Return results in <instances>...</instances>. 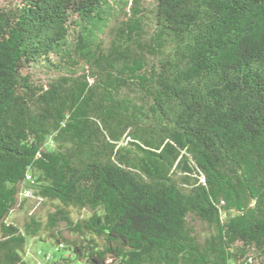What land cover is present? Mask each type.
Instances as JSON below:
<instances>
[{"label":"trees","instance_id":"16d2710c","mask_svg":"<svg viewBox=\"0 0 264 264\" xmlns=\"http://www.w3.org/2000/svg\"><path fill=\"white\" fill-rule=\"evenodd\" d=\"M41 235L49 264H264V0L0 3V264Z\"/></svg>","mask_w":264,"mask_h":264},{"label":"rangeland","instance_id":"374dc122","mask_svg":"<svg viewBox=\"0 0 264 264\" xmlns=\"http://www.w3.org/2000/svg\"><path fill=\"white\" fill-rule=\"evenodd\" d=\"M153 0H143L144 5L148 6L150 3H152ZM7 0H0V3H6ZM35 77L41 81L42 83H45L49 77L52 75L51 73H48L45 69L37 68L34 70ZM39 201H36L34 198L30 199L27 198L26 204L24 206L23 210H20L19 208H15L14 211L11 214V219H14V221L20 226L23 223L24 218H26V213H32L33 210L37 209L38 215L41 217H44V213L49 210V207H43L40 208ZM72 216L74 219L85 217L87 216L86 212H82L80 215L77 212H73ZM195 227L198 230H202V225H200L199 222L194 223ZM40 239V240H39ZM39 239H31L29 238L28 241V247L26 250V260L30 264H49L50 260L44 258L43 253H47L48 250H50L54 245L55 242L52 240L47 239L45 236L41 235ZM43 240V241H41ZM43 252V253H41ZM40 261V262H39Z\"/></svg>","mask_w":264,"mask_h":264},{"label":"built area","instance_id":"2783aa9c","mask_svg":"<svg viewBox=\"0 0 264 264\" xmlns=\"http://www.w3.org/2000/svg\"><path fill=\"white\" fill-rule=\"evenodd\" d=\"M27 179L30 180V177L28 176ZM24 196H25V197H29V196H31V192H30L29 190H25V191H24ZM45 259H48V256H46ZM39 264H40V263H39Z\"/></svg>","mask_w":264,"mask_h":264}]
</instances>
